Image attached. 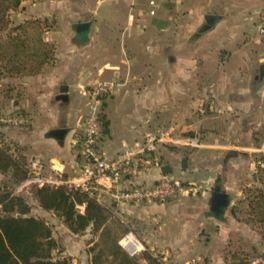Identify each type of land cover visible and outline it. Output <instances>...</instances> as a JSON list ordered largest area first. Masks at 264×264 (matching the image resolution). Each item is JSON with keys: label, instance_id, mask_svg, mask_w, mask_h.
<instances>
[{"label": "crops", "instance_id": "obj_1", "mask_svg": "<svg viewBox=\"0 0 264 264\" xmlns=\"http://www.w3.org/2000/svg\"><path fill=\"white\" fill-rule=\"evenodd\" d=\"M155 2L151 15L150 0H22L21 22H53L44 39L54 44L55 61L37 75L7 76L9 107L32 117L30 128L9 130L7 137L46 171L78 181L81 159L73 143L89 108L85 87L116 78L118 88L103 108L105 158L146 131L174 127L178 136L161 144L162 161L200 196L168 203L184 208L185 223L196 215L218 224L234 204L235 185L226 182L247 172L243 158L252 162L264 139V39L256 28L264 0ZM64 86L67 100L60 98ZM189 136L199 144H187ZM160 175L154 170L134 182L151 184ZM99 181L110 185L106 177ZM98 198L117 214L158 205Z\"/></svg>", "mask_w": 264, "mask_h": 264}, {"label": "rangeland", "instance_id": "obj_2", "mask_svg": "<svg viewBox=\"0 0 264 264\" xmlns=\"http://www.w3.org/2000/svg\"><path fill=\"white\" fill-rule=\"evenodd\" d=\"M22 8L23 5L8 14L0 9V13L3 11L0 14V43L7 41L4 35L8 30L15 24L22 23L17 15ZM30 31L33 32V30ZM34 38H36L35 34ZM112 79H115L119 85L116 78ZM112 79L105 78L95 84L88 83L85 88L90 90L99 83ZM7 84L9 86L7 77L2 75L0 77L2 93L0 116L22 113L26 114L30 121L25 126H11L0 120V144L7 150L10 149L14 158L20 161L17 175L14 174L15 170L7 172L0 170V193H10L8 197L2 199L0 213L4 216H17L21 204H26L29 211L25 216L35 217L48 225L55 241V245L50 248V255L55 260L66 259L68 264H95L93 257L105 249L102 262L106 264L108 261H114L115 258L109 249L114 243L113 241L105 242L101 230L93 231L89 227L82 233H74L54 210L42 207L36 198L35 190L38 185L27 182L31 156L25 155V149L7 137L9 130L30 128L31 113L27 110L9 107ZM114 93L105 98L104 106L108 104L107 101L113 97ZM263 143L264 139L250 156L252 162H247L246 158H243L245 161L241 165L244 169H248L247 172L242 174L241 169L240 178L234 176L226 182L229 186L235 185L234 204L227 216L218 224L209 223L208 220L199 222V217L196 215L191 216L190 220L185 223L183 221L184 200H179L182 210L167 203L164 206L143 205L129 213L117 214L115 207L111 205V207H106L112 216V221L109 223V231L112 232L110 239L117 238L123 252L139 264H264V171L260 170L256 163L260 159V152H264ZM25 172L27 178L22 180ZM190 186L188 182L184 183V189L190 190ZM183 194H179L176 198L200 196V192L197 193L194 190ZM14 196L22 197V203L13 201L11 198ZM10 199L16 205L13 210L11 208L5 210L4 206ZM153 206L156 207L153 208ZM129 234H132L142 244L141 250L135 255L123 246V239Z\"/></svg>", "mask_w": 264, "mask_h": 264}, {"label": "trees", "instance_id": "obj_3", "mask_svg": "<svg viewBox=\"0 0 264 264\" xmlns=\"http://www.w3.org/2000/svg\"><path fill=\"white\" fill-rule=\"evenodd\" d=\"M20 7L22 0H0V9L7 14ZM52 27L53 22L49 19H28L8 30L4 35L7 41L0 43V77L37 75L46 65L53 64L56 48L44 39V33ZM102 121L103 133L106 134L109 132V121L104 115ZM9 152L10 149L7 150L0 144V170H15L14 174L17 175L20 161ZM260 153V159L256 163L264 171V152ZM26 176L25 172L22 180ZM9 195V192L0 193V203ZM35 196L42 207L54 210L74 233H82L91 227L93 231L101 230L105 242L113 241V247L109 249L115 259L106 264H139L123 252L117 238L110 239L112 232L109 231V223L112 216L90 191L67 185H43L37 186ZM11 199L20 201L19 203L23 201L19 196ZM10 200L4 206L5 210H13L16 205ZM78 205L84 207V212L77 210ZM21 206L17 216H4L0 213V264H68L66 259L55 260L50 255V248L55 245V241L48 225L35 217L25 216L29 208L26 204ZM104 250L93 257L95 264H105L102 262Z\"/></svg>", "mask_w": 264, "mask_h": 264}, {"label": "built area", "instance_id": "obj_4", "mask_svg": "<svg viewBox=\"0 0 264 264\" xmlns=\"http://www.w3.org/2000/svg\"><path fill=\"white\" fill-rule=\"evenodd\" d=\"M152 15L157 12L155 0H150ZM258 35L264 39V7L260 10L256 24ZM118 83L115 79L104 81L87 90L89 95V108L80 123V131L77 132L73 143L80 162V177L78 181L67 180L60 171H46L43 162L39 158L32 159L28 165L29 177L27 182L38 186L49 185L57 187L67 185L80 187L90 191L99 197V194H107L113 202L128 203L132 205L158 204L164 205L175 199L184 190V181L170 173H163L162 161L159 153L162 143H173L178 133L174 127L165 131H146L139 139H135L127 145L116 157L105 158L102 147L103 136V108L105 98L111 96ZM2 122L11 126H25L30 119L26 114L10 113L0 116ZM189 145H198L199 138L189 136L186 138ZM264 144V143H263ZM160 171L161 175L155 182H134L135 178ZM106 177L110 180L109 186H104L99 180ZM99 200V198H98ZM100 201V200H99ZM141 242L132 234L123 239V246L132 255L141 250Z\"/></svg>", "mask_w": 264, "mask_h": 264}, {"label": "water", "instance_id": "obj_5", "mask_svg": "<svg viewBox=\"0 0 264 264\" xmlns=\"http://www.w3.org/2000/svg\"><path fill=\"white\" fill-rule=\"evenodd\" d=\"M66 91H67V88L64 86V87L62 88V94L60 95V98L63 99V100H67V98H68L67 95L65 94ZM162 171H163V173H165V174L170 173L169 165H164V166L162 167ZM78 210H79V211H83V209H82L80 206H78Z\"/></svg>", "mask_w": 264, "mask_h": 264}]
</instances>
